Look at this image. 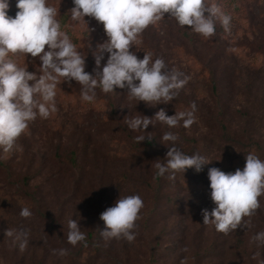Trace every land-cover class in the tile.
<instances>
[{
	"label": "rangeland",
	"instance_id": "374dc122",
	"mask_svg": "<svg viewBox=\"0 0 264 264\" xmlns=\"http://www.w3.org/2000/svg\"><path fill=\"white\" fill-rule=\"evenodd\" d=\"M7 2V14L15 17L17 0ZM47 2L57 8L61 30L86 56L85 71L94 74L91 50L107 39L103 25L87 16L85 21H73V0ZM208 2L219 4L231 15L229 32L217 22L215 36L205 39L189 26L180 27L166 14L155 25H149L131 49L141 59L145 53H150L153 60L163 58L169 69L176 68L190 77L173 101L149 106L143 101H129L126 89L105 94L97 88L95 101L89 103L81 99L79 84L72 81L70 87L62 82L57 85L58 110L47 119L38 116L30 122L17 141L19 150L8 154L0 150V264H68L67 259L43 252L45 243L39 245L36 240L53 231L57 216L66 230L69 219H76L83 232L97 228L102 212L95 210L98 204L106 200L113 206L118 198L126 196L119 183L122 174L136 181L143 179L144 185L153 184V189L141 197L144 207L135 238V244L140 245L136 249L138 256L150 244L157 252L155 264H170L173 248L179 242L203 243L202 239L210 237L216 245L223 243L226 248L222 264H231L233 249L245 248L247 239L239 244L232 233L221 238L212 236L215 227L203 224L202 209L211 212L210 204H214L207 175L210 167L233 173L237 168L243 170L250 144L259 147L257 156L264 160V0ZM9 58L28 71H35L41 63L38 58L32 61L30 54H10ZM193 101L197 105L196 122L190 128H184L182 122L179 127L169 128L155 120L160 108L174 115L175 111L190 110ZM138 115L153 117L154 125L150 124L146 132L129 129L125 120ZM224 128L240 140L227 152L221 150L225 145ZM167 131L178 135L176 146L185 154L198 153L211 163L201 172L194 168L176 172L174 179L165 173L155 185L150 174L157 160L165 162L169 146L163 143L169 142H162L161 137ZM138 135H151L152 143H147V138L137 143ZM194 141L196 150L191 148ZM81 191H87V196ZM24 207L31 210L30 218L20 215ZM8 228L28 230L24 251L13 238L5 236ZM196 231L208 236L199 237ZM54 245L47 243L52 249ZM32 247L35 251L29 255ZM82 249L79 264L91 253L90 247ZM21 256L25 262L19 261ZM186 256L191 258L189 253ZM137 260L142 263V259ZM258 260L254 257L249 264H258Z\"/></svg>",
	"mask_w": 264,
	"mask_h": 264
},
{
	"label": "clouds",
	"instance_id": "9594fccd",
	"mask_svg": "<svg viewBox=\"0 0 264 264\" xmlns=\"http://www.w3.org/2000/svg\"><path fill=\"white\" fill-rule=\"evenodd\" d=\"M16 7L18 11L11 17L7 14V0H0V150L5 154L19 150L17 141L26 133L30 122L38 116L47 119L58 110L57 85L62 82L70 87L72 81L79 84L81 99L89 103L95 101L97 88L105 94L116 92L117 88L126 89L129 101H143L149 106L173 101L190 77L176 68L169 69L163 58L153 60L150 53H145L141 59L131 51L138 36L166 14L180 27L189 26L205 39L215 36L217 22L226 32L230 31L232 22L230 14L208 0H73L71 19L79 22L85 21L86 16L93 18L103 25L107 37L91 50L95 61L93 74L85 71L86 56L61 30L56 7L49 5L47 0H17ZM105 53L107 60L102 65ZM10 54H30L32 61L39 59L40 67L28 71L10 59ZM196 110L193 101L190 110L167 115L166 110L160 108L154 117L169 128L179 127L182 122L187 129L196 122ZM125 123L133 131L144 132L150 124L154 125L153 117L146 115L133 116ZM146 138L153 139L151 135H138L135 140L140 143ZM178 139L171 131L162 134V142H169L163 144L169 147L165 162L157 160L154 165L157 176L170 173L169 179H174L176 172L184 173L188 168L201 172L211 163L198 153L185 154L176 146ZM207 175L211 199L216 206L211 212L202 209L203 224L214 225L217 232L225 235L238 226L250 227V221L245 217L256 213L260 208L259 197L264 196V160L248 153L243 170L237 168L233 173L210 167ZM143 207L139 195L118 198L113 206L100 214L105 225L100 229V236L105 241L133 242L136 221L140 219ZM20 215L30 218L32 212L24 207ZM67 227L69 244L76 246L84 242L87 246L86 235L76 219H69ZM28 235L24 228L5 231V236L13 238L21 251L27 247ZM252 241L257 246H264V231L254 235ZM52 252L61 257L68 254L64 248L52 249Z\"/></svg>",
	"mask_w": 264,
	"mask_h": 264
},
{
	"label": "trees",
	"instance_id": "16d2710c",
	"mask_svg": "<svg viewBox=\"0 0 264 264\" xmlns=\"http://www.w3.org/2000/svg\"><path fill=\"white\" fill-rule=\"evenodd\" d=\"M222 136V142H224L225 145L221 150L227 152L232 147H236L237 145H239V137L237 138L236 134L228 132L226 128L223 129ZM150 142L151 141H147V143ZM194 142L195 143L194 145H191V148L193 149V147H195L194 149L196 150L198 148L197 141ZM258 148L259 147L255 148L254 144H250L245 152V156L248 153H254L257 155ZM72 155H74V153H72ZM188 155L193 154L191 152ZM156 171L157 170L154 168L152 175L150 174V176L154 180L153 182L155 183V185L162 180L161 176L156 175ZM141 182H144V180L139 179L138 181H136L126 174H122L121 178L119 179L121 187L126 191V196L139 195L140 197H143L153 189V184L147 182V184L144 185L141 184ZM72 190L74 189L72 188ZM87 193V191H81V194L84 197L87 196ZM157 201L158 199L156 200V202ZM259 201L260 208L256 211V213L251 217H245V220L250 221L251 226L248 228L246 226H238L237 229H235L233 232H230L232 233L233 240L237 241L239 244L247 239L244 242V249L238 248L239 246H236L233 249V252L230 254L232 256L231 264H249L254 260V257L259 259L258 264H264V246H257V244L252 241V237L254 235H256L258 232L264 231V196L259 197ZM210 206L214 208L216 205L210 204ZM108 207H111V205L108 201L106 202L105 200L101 205L99 203L95 210H98L99 213L100 211H105ZM102 212L99 213L98 227L94 230L84 231L86 235L87 246H85L84 242H79L76 246H72L68 243V230L62 227L61 217L58 216L57 220H53V231L45 235L44 239L36 241L39 243V245L42 244V242L45 243L41 247L43 252L47 251L53 257L55 256L57 258L67 259L68 264H79V261L84 254V250L82 248L85 247H90L91 253L88 258L82 261V264H106L108 262H111L113 264H138L137 259H142L141 264H155L156 262H158L156 259L157 252L154 251V247H150V244L147 248L142 249V255L138 256L139 253L138 250L136 251V249L140 245L135 244V240L131 243L123 239H112L109 241H105L100 236V229H103L105 227L104 222L100 219V214ZM136 224L138 227V220L136 221ZM137 227L134 229L136 235L138 233ZM196 233L199 237L208 236V233L205 232L199 233L198 231H196ZM212 233V236L218 238H221L225 235L223 233L217 232L216 230H213ZM246 236L248 238H246ZM153 238L150 243H153ZM202 241L204 242L196 244H187L185 243V241H183L182 243L179 242V244L173 248L174 258H172V262L170 264H222L223 257L226 254V248L223 246V243L216 245L214 241L210 240V237H207V239L204 238L202 239ZM47 243L51 244V246L52 244H55L53 249H67L68 254L63 257L54 255L51 246L47 247ZM34 248L35 247H32L33 250L29 253V255H31L32 252L35 251ZM187 253L191 255L190 259H187ZM214 257H216L218 260L214 261ZM18 259L19 261L25 262V258H23V256ZM12 264H21V262L15 261ZM40 264L44 263L40 262ZM253 264L256 263L253 262Z\"/></svg>",
	"mask_w": 264,
	"mask_h": 264
}]
</instances>
